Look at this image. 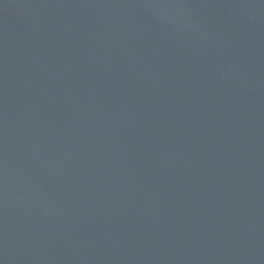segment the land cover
<instances>
[{"label": "water", "instance_id": "water-1", "mask_svg": "<svg viewBox=\"0 0 264 264\" xmlns=\"http://www.w3.org/2000/svg\"><path fill=\"white\" fill-rule=\"evenodd\" d=\"M0 264H264V0H0Z\"/></svg>", "mask_w": 264, "mask_h": 264}]
</instances>
